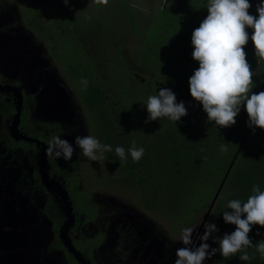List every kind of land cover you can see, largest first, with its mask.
I'll list each match as a JSON object with an SVG mask.
<instances>
[{
  "label": "flooded vegetation",
  "instance_id": "obj_1",
  "mask_svg": "<svg viewBox=\"0 0 264 264\" xmlns=\"http://www.w3.org/2000/svg\"><path fill=\"white\" fill-rule=\"evenodd\" d=\"M61 1L60 14L54 0L42 5L40 0H0V31L21 26L34 32V41L46 47L39 58L50 59L49 66L59 70L77 108L76 116L61 120L40 116L38 94L44 81L29 83L28 71L7 70L0 55V264H174L185 228L162 224L145 210L139 183L119 172L125 163L114 151L104 152L99 162L81 155L79 148L68 161L45 154L53 136L74 147L76 136L90 135L104 144L115 128L110 116L105 120L99 115L103 108L85 104L70 76L61 45L72 47L79 39L68 28L65 32L55 28L63 25L64 30L70 22L78 26V21L68 22ZM81 1L95 13L93 20L100 18L99 11L104 13L109 39L114 38L116 22L128 24L126 2L138 20L142 18L141 6L131 0H109L106 6ZM99 38L103 39L97 33L90 39L98 44ZM160 88L166 87L159 85L157 91ZM111 103L115 104L111 100L104 104L112 108ZM200 234H193V246ZM6 239L9 243L3 242ZM203 264L213 263L206 259Z\"/></svg>",
  "mask_w": 264,
  "mask_h": 264
},
{
  "label": "trees",
  "instance_id": "obj_2",
  "mask_svg": "<svg viewBox=\"0 0 264 264\" xmlns=\"http://www.w3.org/2000/svg\"><path fill=\"white\" fill-rule=\"evenodd\" d=\"M44 1L40 0V4ZM54 2L58 13H64L62 1ZM254 2L257 5L262 0H249L250 4ZM207 4L208 0H171L164 7L157 6L149 21L141 24L126 2L128 24L116 22L112 27L114 38L109 39L103 12L99 11L100 18L93 20L95 13L81 0H69L67 6L64 3L68 22L77 19L78 26L70 22L64 30L63 25L55 29L65 32L68 28L78 36L79 41L72 43V47L61 45L66 66L85 104L91 109L103 108L104 112L99 115L113 120L114 136H107L104 144L111 145L116 156V147L125 149L128 158L119 172L129 174L132 182L139 183L137 190L139 194L142 191L145 210L175 227H181L195 213L194 218L212 199L244 140L210 217L218 231L207 243L218 248L219 239L236 227L223 219V212L231 211L227 208L228 202L233 199L246 202L253 185L264 190V130L256 128L253 133L243 105L234 125L219 127L208 121L202 104L190 95L189 79L199 67V62L192 58L191 32L194 17L201 24L202 18L208 15ZM246 30L251 37L253 29ZM97 33L104 39L99 38L98 44L90 39ZM136 36L142 38V44L135 45ZM250 43L249 39L244 50L251 70L256 73L252 92L259 93L264 91V58L257 57L255 50L248 48ZM82 78L88 80L87 88L81 84ZM159 85L171 88L177 102H184L188 114L180 121L159 118L145 124L148 97L158 93ZM107 100L115 102L111 103L112 108L104 104ZM133 141L137 148L145 150L138 162L128 154ZM224 143H230L227 152L221 151ZM249 238L253 245L264 240V227L253 225ZM247 251L251 257L247 261L239 259L241 253L226 259L219 252L211 261L213 264H264V257L255 247Z\"/></svg>",
  "mask_w": 264,
  "mask_h": 264
},
{
  "label": "clouds",
  "instance_id": "obj_3",
  "mask_svg": "<svg viewBox=\"0 0 264 264\" xmlns=\"http://www.w3.org/2000/svg\"><path fill=\"white\" fill-rule=\"evenodd\" d=\"M95 4L107 5L109 0H93ZM67 6L69 0H64ZM252 5L249 0H208V15L191 36L193 45L192 58L199 62V67L189 79L190 95L202 104L209 122L219 127H230L236 123V117L245 107L248 115V126L255 133L256 128L264 130V91L253 93V76L251 65L246 59L244 47L251 39L255 55L264 58V0L256 5L258 16L249 13ZM247 28L253 29L251 37ZM87 88L88 80L81 79ZM146 108L148 118L145 124L159 118H168L174 122L186 116L187 108L183 101L177 102L175 93L169 88H160L156 95L148 97ZM228 144L221 145V151H228ZM73 143L60 136H53L45 149L49 159L71 160L76 149L91 161L99 162L104 152H111V145L101 144L93 136H76ZM144 148H137L133 141L128 149L134 162L144 155ZM116 154L121 161L128 156L123 147H116ZM252 194L247 201L230 200L223 212L225 223L235 225L231 234L225 233L219 239V247L212 248L208 239L218 231L215 223H205L200 236L201 243L193 246V229L186 228L181 236L185 245L176 250L174 264H203L206 259L219 252L224 258L234 257L241 253L239 259L247 261L251 257L247 249L255 247L264 257V240L253 245L249 233L253 225L264 227V190L253 185ZM244 217V218H242ZM259 235V233H257ZM216 242V240H213Z\"/></svg>",
  "mask_w": 264,
  "mask_h": 264
},
{
  "label": "water",
  "instance_id": "obj_4",
  "mask_svg": "<svg viewBox=\"0 0 264 264\" xmlns=\"http://www.w3.org/2000/svg\"><path fill=\"white\" fill-rule=\"evenodd\" d=\"M33 37L34 32L21 26L3 32L0 31V55L4 67L7 70L19 73L28 71L27 81L29 83H35L38 79L44 81V87L38 94L37 109L40 116H46L51 120H61L66 117L76 116L77 108L73 103L74 96L71 88L66 86L64 79L60 76L59 70L56 67L49 66L50 59L44 58L43 55L39 58V54L45 53L46 47L43 43H36ZM48 67L50 69L46 71ZM37 68H42V70L38 71L36 75ZM243 142L244 140L235 151L199 227L191 228L193 229V234L196 231L197 234L201 233L200 236L203 234V225L207 223L212 215L213 208L216 205ZM4 241H8L7 243H9V239ZM199 243H201L200 239L196 242L195 246H198ZM177 245V248L185 246L181 241H178Z\"/></svg>",
  "mask_w": 264,
  "mask_h": 264
},
{
  "label": "rangeland",
  "instance_id": "obj_5",
  "mask_svg": "<svg viewBox=\"0 0 264 264\" xmlns=\"http://www.w3.org/2000/svg\"><path fill=\"white\" fill-rule=\"evenodd\" d=\"M35 1H36V0H35ZM169 1H171V0H131V2L134 3L136 6L138 5V6H141V8H142V18L140 19V16H139V19L141 20V21H140L141 24H142V21H143V22H147V21H149L150 16L153 15V10H154L155 8H157V6H162V7H164V6L167 5V3H168ZM193 1H198V0H193ZM204 1H205V0H204ZM251 5H252V7L249 9V13H250L251 15H253V16H258V13H257V11H256V3H255V2H254V3H251ZM49 8L52 9L53 6H50ZM133 10H134V9H133ZM205 18H206V17H203L201 21H203ZM199 19H200V18H199ZM194 20H195V23H193L194 26H193V30H192L191 34L193 33V31H194L196 28H198V27L200 26V23L198 22L199 20H198L197 18H195V17H194ZM140 28H141V30H142V26H141V25L139 26V29H140ZM33 29H36V28H33ZM35 31H37V29H36ZM251 35H252V34H251ZM250 41H251V39H250ZM133 42L135 43V45H136L137 43L142 44V38H141V37L139 38L138 36H136ZM248 48L251 49V50H255L252 41H251V43L249 44ZM128 51H129V48H128ZM130 52H131V49H130ZM210 201H211V199H210ZM210 201H209V203H210ZM209 203L206 205V207H205V205H204L203 208L198 212V214H197L194 218H193V216H194L195 213H194V214L188 219V222L182 224L181 227H175V228H176L177 230H179V231H182L184 228L186 229V228H197V227H199V225H200V223H201V221H202V218H203V216H204V213H205L206 210H207V207H208ZM199 206H200V205H198V207H199ZM192 218H193V219H192ZM159 219L161 220L162 224H165V223H163V221L166 222V219H163V218L160 217V216H159ZM191 219H192V220H191ZM161 222H160V223H161ZM192 222H193V223H192ZM207 223H210V219L207 221ZM189 224H191V225L188 226ZM186 226H187V227H186ZM178 241H181V238H180Z\"/></svg>",
  "mask_w": 264,
  "mask_h": 264
}]
</instances>
